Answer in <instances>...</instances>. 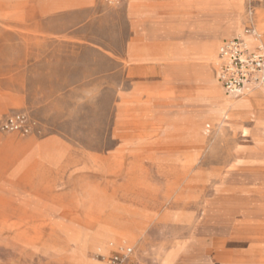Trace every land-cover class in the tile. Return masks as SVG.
<instances>
[{
	"label": "rangeland",
	"instance_id": "obj_1",
	"mask_svg": "<svg viewBox=\"0 0 264 264\" xmlns=\"http://www.w3.org/2000/svg\"><path fill=\"white\" fill-rule=\"evenodd\" d=\"M223 1L0 0V123L35 124L0 130V264L120 247L140 264H264V92L253 109L207 95Z\"/></svg>",
	"mask_w": 264,
	"mask_h": 264
},
{
	"label": "built area",
	"instance_id": "obj_2",
	"mask_svg": "<svg viewBox=\"0 0 264 264\" xmlns=\"http://www.w3.org/2000/svg\"><path fill=\"white\" fill-rule=\"evenodd\" d=\"M247 26L244 37L224 42L218 49L217 80L226 95L233 98L246 96L255 90L264 92V47L262 34L256 28V13L264 9V0H245ZM253 41L248 45L247 40ZM35 124L25 113L7 115L0 123V130L30 134ZM99 264H140L133 257V249L120 247L108 256L98 255Z\"/></svg>",
	"mask_w": 264,
	"mask_h": 264
},
{
	"label": "crops",
	"instance_id": "obj_3",
	"mask_svg": "<svg viewBox=\"0 0 264 264\" xmlns=\"http://www.w3.org/2000/svg\"><path fill=\"white\" fill-rule=\"evenodd\" d=\"M241 5H242L241 0H225V1L219 2L217 4V7H218V14H217L218 15V17H217L218 25L212 31H205L204 32V33H206L205 34L206 35V44H205L204 49H205L206 56L208 59L212 60V58H216L215 55L218 54L217 52H218L219 47L224 42L232 39L228 36L236 35V34L242 35L244 28L241 25V17L239 15L240 10H241ZM258 11H261V10H258ZM256 20H257L256 24L258 25V22H259L258 16H257ZM260 33H262V36H263L262 44L264 45V32L260 31ZM222 38H228V39L223 40L221 42ZM247 41H250V40L248 39ZM220 42H221V44H220ZM219 44H220V46H219ZM250 45H252V44H250ZM214 62L216 64H218L216 61H214ZM206 78H207V83L210 86L208 89L207 95L210 96V95H213L215 93V91H216L215 86H220V84L217 80V75H216L217 82H215L210 75H207ZM259 92H261V91H259ZM259 92H253L252 94L248 95L247 97L244 98L243 101L238 102V104H236L235 107L238 105L249 104L252 109L256 108L255 104H256L257 99L262 98L261 93H259ZM254 95H256L257 97H255ZM228 102H229V100H226L223 98V99L219 100L218 102L214 103L213 106L218 112L219 107H221V105H227ZM258 110H261V109H258Z\"/></svg>",
	"mask_w": 264,
	"mask_h": 264
},
{
	"label": "bare ground",
	"instance_id": "obj_4",
	"mask_svg": "<svg viewBox=\"0 0 264 264\" xmlns=\"http://www.w3.org/2000/svg\"><path fill=\"white\" fill-rule=\"evenodd\" d=\"M260 33V32H259ZM260 34H262V33H260ZM238 37H244V30H243V32H242V35H240V36H238ZM262 38H263V36H262ZM250 41H247V43H248V45L250 46V44H253V41L251 40V39H249ZM263 45V44H262ZM263 47H264V45H263ZM218 59V58H217ZM218 63V62H217ZM256 91H261V90H255V91H253V92H256ZM253 92H251V93H253ZM250 94V93H249ZM248 94V95H249ZM248 95H246V96H242V97H247ZM242 97H240V98H242ZM238 101V100H237ZM212 102V101H211ZM32 150V149H31ZM29 158V157H28ZM112 234H117L118 235V237H117V239H119V240H121V241H128V238H127V236H125V235H122V234H119V233H116V232H108V231H99V232H97V234H96V238H97V240H100V242L103 244V243H105V242H107V241H109L110 240V238H111V235ZM96 238H94V239H96ZM110 242V241H109ZM109 242H107L106 244H109ZM105 244V245H106ZM83 258H82V256H81V254L80 253H74L73 254V260L74 261H81ZM166 260V259H165ZM164 260V261H165ZM167 261V260H166Z\"/></svg>",
	"mask_w": 264,
	"mask_h": 264
}]
</instances>
